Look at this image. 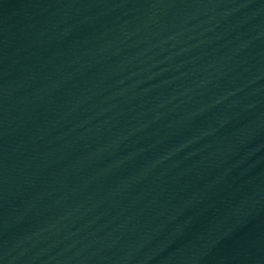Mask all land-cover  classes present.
Segmentation results:
<instances>
[{
  "label": "water",
  "instance_id": "obj_1",
  "mask_svg": "<svg viewBox=\"0 0 264 264\" xmlns=\"http://www.w3.org/2000/svg\"><path fill=\"white\" fill-rule=\"evenodd\" d=\"M0 264H264V0H0Z\"/></svg>",
  "mask_w": 264,
  "mask_h": 264
}]
</instances>
